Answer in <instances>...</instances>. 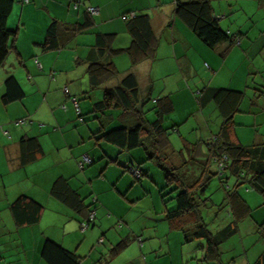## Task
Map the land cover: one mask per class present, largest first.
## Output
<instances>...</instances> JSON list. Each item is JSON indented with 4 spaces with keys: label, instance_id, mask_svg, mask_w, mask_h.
I'll use <instances>...</instances> for the list:
<instances>
[{
    "label": "crops",
    "instance_id": "crops-1",
    "mask_svg": "<svg viewBox=\"0 0 264 264\" xmlns=\"http://www.w3.org/2000/svg\"><path fill=\"white\" fill-rule=\"evenodd\" d=\"M209 1L221 27L238 36L235 37V42H222L213 47L207 45L176 15L175 0H82L77 8L69 0H31L28 4H15L8 25L17 29L18 35L11 43L7 60L0 67V264H47L41 256L46 238H52L76 252L81 256L82 264H86L88 260L93 264H112L132 243L115 256H111L110 250L107 258L104 255V259L99 258V246L95 244L98 234L92 238L95 230L82 236L94 228L95 224L86 232L81 231V228L78 230L80 223L87 219L86 216L75 212L51 194L54 181L64 176L82 196L89 191V195L96 191L101 202L106 205L102 190L99 189H108V184L115 180L116 175L113 171L108 173L106 170L109 166L104 167L102 163H98L102 167L100 174L95 167L85 170L95 162L86 165L83 173H79L80 162L88 154L94 161L97 157L108 158L109 165L112 166L111 163L117 164L120 155L125 153V150H120L105 139H98L96 132L101 128L104 116L102 119L97 118L101 113L94 112V105L103 99L107 88L118 85L129 73L136 75L141 96L144 97L147 93H154L157 74L167 73L165 77L172 75L181 79L200 75L199 71L203 69L209 79L205 83L195 84L198 92L189 88L197 94V100L200 91L206 87L244 91L245 98L234 117L233 138L244 146L264 144V0ZM89 6L99 9L92 26L72 36L65 33L69 38L62 48L46 51L43 44L50 23L54 19L69 26L83 23L86 7ZM140 13H147L151 18L156 38L153 55L138 64H133L125 51L114 53L108 50L101 57L96 46V34H112L110 47L115 50L126 49L130 46L132 37L127 30L125 16L132 17ZM255 17L259 19L257 24L252 20ZM251 23H254L253 27ZM98 60L114 62L119 74L92 90L88 67ZM170 62L172 65H169ZM10 75L18 79L26 95L23 99L6 105L2 96L5 92V80ZM174 93L176 91L171 92L165 87L158 95L161 97L170 94L174 101ZM74 98L78 101L79 110ZM154 99L157 98H153L152 102ZM210 106L212 102L200 107L205 110ZM121 112L106 111V114L113 117L107 128L128 123L131 118H121ZM147 118L153 121L156 117L147 113ZM20 120L24 122L17 123ZM217 123H222V117L217 119ZM216 133L217 131H212L205 139ZM23 136L37 137L43 147V154L25 166L20 164L19 142ZM113 151L119 152L116 159H113ZM129 160L131 159L128 158ZM97 175L105 179L101 181L100 188L94 187L93 179ZM229 182L234 184L235 179L231 178ZM244 188H240V193L253 212L239 224L238 232L240 229L244 230L241 237L244 251H221L224 264H254L264 252V212L261 216L255 207L262 200L252 195L255 190ZM22 194L45 205L39 224L16 227L10 205ZM98 215H105L104 208L98 206L96 218ZM246 222L248 227L244 229ZM168 228V238L173 237L174 231L180 232L171 229L169 223ZM142 232L146 234L145 230ZM238 232L226 242L237 237ZM157 234L158 232L155 233ZM101 238L103 237H100L98 243L106 244L107 241L104 238L101 241ZM174 239L179 240L178 234L174 235ZM250 239L251 246L248 244ZM170 244L171 241L168 248ZM142 245L143 243L140 246ZM197 246L199 251L204 252V242L199 241ZM146 258L145 256L144 259ZM132 260L134 258L131 257L124 264H141L139 259L134 262Z\"/></svg>",
    "mask_w": 264,
    "mask_h": 264
},
{
    "label": "trees",
    "instance_id": "trees-1",
    "mask_svg": "<svg viewBox=\"0 0 264 264\" xmlns=\"http://www.w3.org/2000/svg\"><path fill=\"white\" fill-rule=\"evenodd\" d=\"M30 1L19 0L22 4H28ZM69 1L76 8L82 2V0ZM17 2V0H0V67L7 60L11 51V43L18 35V30L8 25L9 17ZM175 2L176 15L207 45L213 47L222 42H235V37L238 36L221 27L219 19L213 14V7L209 0H175ZM89 7H86V17L83 23L69 26L54 19L48 27L47 37L43 44L44 49L46 51L60 49L65 45L69 36L91 27L96 14H92ZM125 19L127 30L132 37L128 48L112 49L110 42L113 35L100 32L96 34V46L101 57L108 50L114 53L125 51L131 57L132 63L138 64L154 53L156 38L151 18L147 13H140L132 17L127 15ZM67 32L69 36L65 35ZM117 74L119 71L114 62L98 60L90 63L88 75L91 89L99 88ZM140 92L139 81L134 73L127 74L118 85L107 88L103 99L94 105V112L101 113V116L97 118L104 116V121H101V128L97 130L96 135H99L98 139L103 138L120 150L132 151L143 148L146 160L156 162L164 171L166 188L174 185L173 190H178L177 195L173 198L176 201V207L167 209L165 212L170 228L182 231L184 241L187 243L196 240L204 241L205 262L223 263L221 245L238 232L240 222L252 213V208L241 195L240 188L246 185L248 189L252 188L264 198V144L244 146L233 138L234 117L240 110L245 92L225 87H206L200 91V106L214 102L222 117V124L220 131L205 141L206 153L203 156L198 157L189 152L190 156L187 159L183 150L179 151L183 160V163L179 165L170 161L172 142L168 129L164 125L165 116L174 111L173 99L170 94H166L154 99L155 106L148 108L147 100L149 99L145 96L142 97ZM25 95L18 79L14 75L8 76L2 96L3 103L7 105L21 100ZM151 100L153 101V98ZM108 110H121V118L130 117L131 119L126 124L119 123L117 126L107 128L113 121L111 114H106ZM151 110H154L157 115L153 121L147 118V113ZM19 145L22 166L34 162L43 154V147L37 137L23 136ZM188 149L192 151L190 148ZM225 156L228 157V160L225 161V168L222 169L219 166V161ZM90 158L92 159V157ZM94 162L92 159L91 163H85L80 168L84 170L86 165H92ZM128 162L130 164L125 166V170H130L140 181L146 172L140 166L136 167L133 162ZM143 162L140 161V164ZM213 163L217 165L218 171H212ZM136 171L139 175L135 174ZM214 176H218L220 179L226 192V205H229V212L234 218L227 226L216 232L211 231L205 221L202 212L203 202L200 198V193L205 192ZM231 178L235 179L234 184L229 182ZM163 192L164 189L161 193L164 202H166L165 197L169 192L165 194ZM51 194L75 212L86 216L87 219L80 223L81 231L86 232L92 227L98 208L97 197L93 198L90 205H87L86 198L73 188L69 179L64 176H60L54 181ZM44 211L45 205L27 194L20 195L10 205L11 215L18 228L39 224ZM92 214H94L93 218H91ZM84 224H87L88 227L83 230ZM262 230L264 235V227ZM139 242L143 243L141 238H139ZM129 244L130 237L121 240L111 249V256H115ZM41 256L47 264H82L80 255L52 238L45 239ZM254 264H264V252Z\"/></svg>",
    "mask_w": 264,
    "mask_h": 264
},
{
    "label": "rangeland",
    "instance_id": "rangeland-1",
    "mask_svg": "<svg viewBox=\"0 0 264 264\" xmlns=\"http://www.w3.org/2000/svg\"><path fill=\"white\" fill-rule=\"evenodd\" d=\"M17 1L19 2V0ZM19 3L22 4V2ZM252 20L255 21L256 24L259 23L257 17ZM252 20L250 21L253 22ZM244 23H246V20ZM253 26L254 23H251V27ZM164 60L167 61L168 59ZM169 65H172V63L170 62ZM199 72L200 75L185 76L181 79L180 77H178V79L172 75L165 77L167 73L157 74L158 78L154 79V93L151 95L147 93L145 96L149 99L147 100L148 108H153L155 104H153L151 99L155 97L157 99L160 98L158 94L162 89L164 90L166 87L171 90V92L176 91V94L174 93V111L164 118V125L168 129L172 142V152L170 153L172 158L170 161H173L176 165L183 163L182 157L179 155V151L181 150H183L187 159H189L190 156L189 152H192L198 157L203 156V154L206 153V136L212 131L219 132L222 124L220 123L219 125V123H217V119H221V116L215 103L212 102V106L205 108V110H201L199 103L201 94H198L197 100V94H194L189 89L193 88L192 90L198 92L195 84L198 82L200 84L205 83L206 80L209 79V77L204 74L203 69ZM103 87H101V89ZM143 87L144 85H142V88ZM183 87L187 89H183ZM149 114L157 118L154 110L149 111ZM104 143L105 145H109L106 144V142ZM189 144L192 145L189 146ZM188 148L192 151H189ZM124 152L123 155H120L121 157L118 159L119 161L117 164L111 163L112 166H110L108 158L100 159V157H97L95 158V164L85 169L89 170L95 167L100 174L102 167L98 163H102L104 167L109 166L106 171L108 173L113 171L116 178L112 183L108 184V189H99L102 190V196L106 201V205L101 202L100 196L96 191L90 195V191L86 193L87 195H83L86 196V202L88 204L93 202V198L98 197L97 205L100 206V208H104L105 215H98L95 222L92 223V226L95 224V227H91L92 229L90 228L91 230L87 232L86 235L82 236H87L95 230L96 233L92 238H95L98 234L95 244L99 246V258L102 257L103 259L104 256L106 258L108 257L110 250L114 248L118 242L130 236V243H132L112 264H124L131 257L136 261L139 259L141 264H147V262L148 264H168V262H173L174 264H209L204 261V252L201 250L199 251L197 246L199 241L202 240L187 243L184 241V234L181 231L173 232L175 233L174 235L178 234V241L174 239V235L172 238H168L169 228L165 218V212L167 209H174L176 207V201L173 198L177 195L178 190H173L174 185L166 188L167 184L164 171L156 162L146 160V154L143 148L132 151L125 150ZM112 153L115 155V158H112L116 159V155L117 153L119 154V152L116 153L113 151ZM128 158L131 159L129 161L133 162L136 167L140 166L142 170L146 172V175H144L140 181L137 180L134 173L130 170L127 172L125 171V166L130 164ZM140 161L144 162L140 164ZM212 165V171H218L217 165L215 163ZM83 171L84 170L80 169L79 173H83ZM93 180H95L94 187L100 188L101 181L105 179L101 175H97ZM87 187L89 189L90 184H88ZM244 187V189H248L246 185H244ZM162 189H164V194L169 192L165 197L166 202H164L162 198ZM252 195L262 200L260 204L255 206L258 214L262 216L264 212L263 196L257 191L252 192ZM200 198L203 202V216L211 231L216 232L223 225L225 226V224L231 222L230 218H232V216L229 212L230 207L226 205V192L218 176L213 177V180L207 186L205 192L200 193ZM262 202L263 205L259 207ZM256 210L254 211L255 214L257 213ZM232 220H234V218H232ZM262 223H264V221ZM247 224L248 222L243 226L244 229L248 227ZM78 230H80V227H78ZM144 230L146 234L142 232ZM149 232L152 233L148 235ZM156 232H158L157 235H155ZM243 232L244 230L240 229V232L237 234L238 238L234 237L228 242L223 243L221 245V251L229 253L233 249L243 250L241 238ZM101 236L104 238V241H107L106 244L102 242L98 243ZM139 238L143 241L142 247L140 246L141 243L139 242ZM170 241L171 244L168 248ZM251 243L252 240H248L250 246L252 245ZM188 255L190 256L188 257ZM145 256L147 257L146 260L144 259ZM184 256L187 257L183 259ZM134 260H132V262H134ZM86 264H93V262L88 260Z\"/></svg>",
    "mask_w": 264,
    "mask_h": 264
},
{
    "label": "built area",
    "instance_id": "built-area-1",
    "mask_svg": "<svg viewBox=\"0 0 264 264\" xmlns=\"http://www.w3.org/2000/svg\"><path fill=\"white\" fill-rule=\"evenodd\" d=\"M23 1L28 2L29 0H23ZM89 10H90V12H91L92 14H97V13L99 12V9H98L97 7H95V6H91V7H89ZM73 100H74V102H75V104H76V106H77V108H78V101H77V99L74 98ZM78 110H79V108H78ZM23 122H24V120H20V121H18L17 123H23ZM226 160H228V157L225 156V157H223V159H221V160L219 161V166H220L222 169L225 168V161H226ZM91 162H92V159L90 158V156H89L88 154H86V155H84L82 161L80 162V167L82 168V167L84 166L85 163H91ZM135 174L139 175L138 171H136ZM93 216H94V214L91 215V218H93ZM87 227H88V225H87V224H84V225H83V230L86 229Z\"/></svg>",
    "mask_w": 264,
    "mask_h": 264
}]
</instances>
